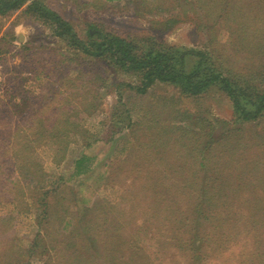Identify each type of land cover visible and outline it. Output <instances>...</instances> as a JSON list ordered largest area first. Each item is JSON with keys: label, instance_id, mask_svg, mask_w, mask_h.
I'll use <instances>...</instances> for the list:
<instances>
[{"label": "rangeland", "instance_id": "374dc122", "mask_svg": "<svg viewBox=\"0 0 264 264\" xmlns=\"http://www.w3.org/2000/svg\"><path fill=\"white\" fill-rule=\"evenodd\" d=\"M39 1L81 41L99 31L141 52L214 47L221 58L215 61L264 91V0ZM260 9L257 21L234 16L252 11L246 16L253 17ZM24 10L0 17V263L258 264L243 261L253 254L264 264V114L242 124L217 88L189 99L155 83L136 94L138 73L68 48L53 34L57 26ZM62 112L72 113L71 120H62ZM40 117L66 130L78 123L83 131L62 162L54 163V148L34 142ZM23 119L30 137L14 133ZM201 128L210 130L202 144L194 134ZM20 139L30 141L26 155L42 172L63 180L40 223L31 187L13 171ZM195 142L201 151L209 143L197 161L186 153ZM81 155L89 162L75 174ZM237 174L246 179L236 183ZM185 178L194 185L182 186ZM173 204L178 216L167 212ZM247 209L256 216L250 219ZM193 233L229 235V248L209 249L201 262L192 257L206 246L195 239V255L184 259L175 248Z\"/></svg>", "mask_w": 264, "mask_h": 264}, {"label": "trees", "instance_id": "16d2710c", "mask_svg": "<svg viewBox=\"0 0 264 264\" xmlns=\"http://www.w3.org/2000/svg\"><path fill=\"white\" fill-rule=\"evenodd\" d=\"M107 1L115 2L121 0ZM253 3H255V5L258 4L256 0H253ZM253 3L249 5H253ZM24 6V12L26 14H31L44 23L48 22L50 26H57L56 30L53 31V34L56 37L68 41L66 44L68 48L78 50L87 57L107 58L113 60L116 67L123 72L134 74L138 73L139 83L138 85L131 87L136 94L144 93L152 84L155 83L173 86L180 92L181 95H184L189 99H197L211 89L217 88V90L224 94L231 102L233 113L237 116L240 122H242V124L255 121L261 118L264 114V91H258L254 87L252 88L244 83L243 80L239 79L241 78L239 73H230L227 69L229 66L225 64V61H215L213 56L218 59L221 58L219 54L216 55V53H218V49L214 47L211 48V52H208L209 49H182L175 48L174 46L162 45L155 46L150 50L147 49V51L141 52V49H139L140 47L135 45L133 42L126 41L119 36L109 33L102 34L99 31H96L92 36L86 35V41H81L64 20L47 10L41 5L39 0H0V17H8ZM233 7L234 4L232 8ZM260 11L261 9L256 11L253 17L246 16V14H250L252 11H250V13H240L239 16L234 14V16L245 21L253 22L258 20V16L256 17V14ZM238 21L239 20L237 19V22ZM234 22L236 23V20ZM258 50H261L260 46ZM82 88L83 87H81V89ZM21 101H25L27 105L30 104L29 100L25 97L21 98ZM19 113L21 115L22 113L26 114V112L21 110ZM62 113H65L62 120H71L72 113ZM40 119L42 120L41 117ZM48 120L49 118L45 117V119H43L38 125L39 127L33 130V133L37 138V141L34 142L41 144L40 146L46 145L54 148V156H56V158L54 157L56 159L54 163L57 164L64 160V153L68 151L69 146L72 143L76 142L74 141L76 136L82 134L83 131L79 128L78 123L73 125L69 123L67 127H72V129L66 130V128L63 127V124H56L58 120L55 124H45L44 122H49ZM25 123V119L21 120V124L14 132L16 136H25V138L30 137L24 132L27 130ZM209 131L210 130L204 131L201 128L199 132H194L197 137V143L204 140L205 137H209ZM29 142V140L21 141L20 139L16 143L17 146L13 149L12 164L14 167L13 171L16 173L17 177L19 176V179L24 182L23 184L26 185L27 188L31 187V189L29 188V196L33 200V207L36 206L35 209L38 211L36 219L40 223L45 217H47L45 210L48 206L47 201L51 198V194H53L58 187L63 184V180L59 175L45 174L41 171L40 163L31 157H27L26 153L28 151ZM197 143H193L190 149L186 148V153L192 156V159L196 161L200 158V155L204 152V150L209 149V143L204 146L205 149L203 151L199 149ZM202 143L203 142H201V144ZM87 162H89V159L86 155L79 156L73 163L75 174H80V172L85 168L84 164ZM106 177L107 175L105 176V179ZM245 179L246 178L238 174L233 177V180L236 183H241ZM181 184L182 186L190 185L188 187H191L194 185V182L185 178L182 179ZM231 188L233 190V187ZM206 202L207 201L205 200V203ZM173 206L174 207H170L172 208L170 211L167 209V212L168 214L178 216L180 212L178 213L174 204ZM195 212L196 215L200 217L201 214L198 213V211ZM247 212L250 219L253 216H256L255 212L252 213V211H249L248 209ZM199 221L200 220L198 219L197 222ZM61 229H64V225ZM189 230L187 231L191 234L193 230ZM218 236L219 237L215 236L216 239L211 237L201 238L196 236V233H193L187 239L180 240L181 242L179 241V244H177L175 249L179 251L180 255H182L184 259L189 256H194V245H191V243L193 240L197 239L198 242L201 243L200 245L202 249L204 245L206 246V251L203 252V254L200 253V255L192 258L196 257L201 262H204L207 256V251H216L217 249L216 252H218L219 250H227L229 248L228 242L230 240V236L223 234ZM211 242L215 244V247L212 246ZM33 243L34 241L32 242V245ZM88 256L90 257V255ZM246 259H248V261H254L258 262V264H262L260 257L253 254H250V256L245 255L243 261H247ZM215 263L220 264L221 262ZM223 263L224 262H222V264ZM15 264L21 263L17 262Z\"/></svg>", "mask_w": 264, "mask_h": 264}]
</instances>
